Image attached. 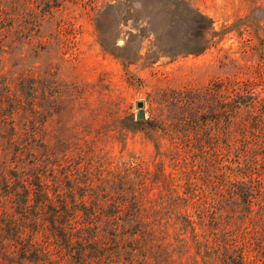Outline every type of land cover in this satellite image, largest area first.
<instances>
[{
  "label": "rangeland",
  "instance_id": "1",
  "mask_svg": "<svg viewBox=\"0 0 264 264\" xmlns=\"http://www.w3.org/2000/svg\"><path fill=\"white\" fill-rule=\"evenodd\" d=\"M240 96L264 105V0H0V176L27 160L79 186L89 264H264V131ZM19 255L0 243V264H49Z\"/></svg>",
  "mask_w": 264,
  "mask_h": 264
},
{
  "label": "trees",
  "instance_id": "2",
  "mask_svg": "<svg viewBox=\"0 0 264 264\" xmlns=\"http://www.w3.org/2000/svg\"><path fill=\"white\" fill-rule=\"evenodd\" d=\"M241 97L234 102V109L237 107L238 111L245 107L248 129L264 131V105L258 112H251L249 108L255 107L256 101H242ZM242 146L254 151V146L257 148L259 145L242 142ZM252 159L257 160L255 154ZM42 168L40 164L27 160L17 161L15 166L0 176V243L13 242L20 252V258L29 262H57L50 253L51 245L56 251L67 254L71 264H89L102 258L103 254L96 248H84L83 251L73 248L79 243L84 246L85 243L95 244L97 241L94 230L100 222L95 221L91 207L85 206V193L80 192L79 186L74 187L65 180L62 182L57 176L51 182L47 170ZM229 189V193L250 205L251 189L247 190L245 184L237 186L233 182ZM62 192H66V196H60ZM142 220L140 217L135 222ZM137 229L127 235L136 236L139 233ZM113 230L116 232V228ZM246 259L241 256V263Z\"/></svg>",
  "mask_w": 264,
  "mask_h": 264
},
{
  "label": "water",
  "instance_id": "3",
  "mask_svg": "<svg viewBox=\"0 0 264 264\" xmlns=\"http://www.w3.org/2000/svg\"><path fill=\"white\" fill-rule=\"evenodd\" d=\"M119 42L122 43L121 40ZM137 107L139 109V111H138V118L139 119H142L143 116H144V114H143V101H138L137 102Z\"/></svg>",
  "mask_w": 264,
  "mask_h": 264
}]
</instances>
